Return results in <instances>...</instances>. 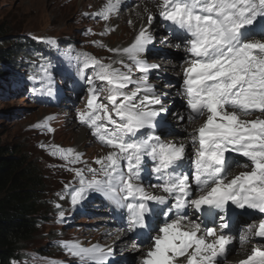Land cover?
Instances as JSON below:
<instances>
[{"label":"snow or ice","instance_id":"1","mask_svg":"<svg viewBox=\"0 0 264 264\" xmlns=\"http://www.w3.org/2000/svg\"><path fill=\"white\" fill-rule=\"evenodd\" d=\"M122 6L123 0H107L84 15L107 22ZM155 6V12L142 8L147 26L127 46L93 41L113 54L108 58L85 51L73 56L71 46L65 50L75 61L76 79L87 86L85 106L75 118L109 151L94 157L92 167L76 149L52 146L50 154L74 174L56 195L68 198L72 210L93 194L107 201L126 225L118 238L135 237L132 250L141 253L135 264H222L236 242L243 247L264 241V0H155ZM157 19L169 33L161 43L175 41L171 46L186 57L177 92L184 111L171 112L187 132L179 143L158 134L171 123L163 102L167 94L149 80L160 65L146 58L156 42L151 25ZM109 31L114 29L100 35ZM32 39L57 44L51 37ZM36 67L29 80L52 97L53 65L41 57ZM54 118L34 127L53 132ZM77 164L84 166L68 167ZM234 167L244 170L233 174ZM54 207L64 221L62 205ZM245 216L250 222L241 224ZM60 247L77 264H118L114 245L60 241ZM237 264H264V244H252Z\"/></svg>","mask_w":264,"mask_h":264},{"label":"rangeland","instance_id":"2","mask_svg":"<svg viewBox=\"0 0 264 264\" xmlns=\"http://www.w3.org/2000/svg\"><path fill=\"white\" fill-rule=\"evenodd\" d=\"M97 6V0H0V43L2 40L12 41L17 37L32 39L33 36L51 37L57 41L56 45L49 46L32 39L34 48L39 51L38 54H42V51L47 52L44 48L52 50L50 57L54 64L51 71L55 87V94L52 97L43 94L40 83L29 80V76L38 73L39 69L32 73L26 71L24 66L18 68L7 63L5 66L0 65V79L4 75H8L11 79L7 84L5 81H0V139L10 148L24 152L25 156L36 164L43 179L42 199L45 209L41 214L44 218H40L38 232L24 244L23 256L15 263L77 264V261L60 247V241H81L85 245L99 242L105 245V242L109 241V236H113L110 227L104 221L106 216L104 210H101L103 209L101 196L93 194L83 205L72 210L68 198L60 199L56 195L62 191L65 184L73 180L74 174L67 170L65 161L50 154L51 146L76 149L84 154L83 160L92 167H96L92 163L94 157L109 151L99 144L91 136L89 129L79 124L75 118L76 109H83L85 106L87 86L76 79L75 61L65 55V50L71 46L75 50L73 56L75 52L85 51L97 57L108 58L113 54L106 48L94 44L93 41H100L109 47L127 46L139 30V26L143 23L147 26L144 19L140 23L134 21L130 24L128 21H132V17H128L127 13L137 16L138 11L144 6L153 12L156 7L155 0H146L143 4L134 0L131 5H123L119 10V12L123 11V14L111 23L114 31L100 35L105 30V25H101L99 18L93 19L84 15L85 12L91 11V7L95 10ZM81 8L82 12H80ZM104 24L109 23L105 21ZM120 25L124 28L129 26L128 38L121 33ZM158 26H161L159 19L156 25H151V31L155 35ZM87 29L92 30L91 34H85ZM2 33L9 37L5 38ZM159 43L160 39L156 37L154 45L149 46L146 57L149 63H153V60L158 58L155 51ZM22 60L27 62L25 58ZM161 71L168 75L172 73L162 67L152 71L149 80L157 83V91L162 94L168 82L162 81L158 76ZM175 71L177 72L176 69ZM73 81H75L74 85ZM72 87H76L79 92L75 95L71 93L69 89ZM132 88L133 86L130 85L128 90ZM163 102L168 105L167 98H164ZM50 115L55 117L50 122L53 132L34 127ZM79 132L83 133V138L78 137ZM81 165L83 164H78ZM242 170L244 169L241 168L239 171ZM54 203L61 204L65 210L64 221L58 219ZM116 251L119 255L120 251L117 249ZM238 253V250L234 252L237 255ZM233 256L235 255L231 258ZM135 262L136 259L133 264ZM118 264L122 263L118 262Z\"/></svg>","mask_w":264,"mask_h":264},{"label":"trees","instance_id":"3","mask_svg":"<svg viewBox=\"0 0 264 264\" xmlns=\"http://www.w3.org/2000/svg\"><path fill=\"white\" fill-rule=\"evenodd\" d=\"M7 37L9 35H5ZM0 45V65L7 63L18 68L25 65L27 69L34 70L41 57L54 64L50 57L52 50L44 48L47 52L38 54L32 39H6ZM35 59L40 61L35 63ZM0 81L7 84L11 79L4 75ZM42 186V173L36 164L24 152L10 148L0 139V264H28L15 261L23 256L24 244L38 232L40 218H44L41 214L45 209Z\"/></svg>","mask_w":264,"mask_h":264},{"label":"bare ground","instance_id":"4","mask_svg":"<svg viewBox=\"0 0 264 264\" xmlns=\"http://www.w3.org/2000/svg\"><path fill=\"white\" fill-rule=\"evenodd\" d=\"M134 0H132L131 1V3L133 2ZM146 0H141V2H142V4L145 2ZM97 2H98V6L96 7V9L94 10L93 9V7H91V11H89V12H87V13H94V12H97V11H99L101 8H102V6L107 2V0H97ZM124 2H126L125 0H123V3ZM139 2V1H138ZM128 4V3H127ZM145 5V4H144ZM147 6V5H146ZM149 6V5H148ZM142 7V6H141ZM143 8V7H142ZM142 8L138 11V12H141V17L140 16H134V15H129L128 13H127V15H128V17H132V22H134V21H137L138 23H140L142 20H143V12H142ZM154 9H155V7H154ZM156 11V10H155ZM80 12H82V8H81V11ZM123 14V11H121V12H119V14L118 15H113L112 17H111V19L109 20V21H107L109 24H104V20L103 19H101V18H99V20H100V22H101V25H105V27H108V28H111L112 29V22L117 18V17H119V16H121ZM156 23L157 22H154L153 24H155L156 25ZM144 24V23H143ZM146 24V23H145ZM138 25V24H137ZM140 27V26H139ZM119 28H120V30H121V33H123V34H125V36L128 38L129 37V34H130V28H129V26H126V28H124L122 25H120L119 26ZM157 29H158V32H159V26L157 27ZM108 33H111V31H109ZM156 37H158L159 38V36L156 34ZM120 44H121V42H119ZM164 49V51H169V49H166V48H163ZM156 52H159V49L157 48V50L155 51V53ZM163 58H161V57H158L157 59H155V60H153V63H155V64H159L160 65V68H162V67H164V70H167L168 72H172V73H174V74H176L177 72L175 71V69H177L179 66L178 65H176V63H175V60H173V61H171V60H169V61H171V63H169V61H166L165 62V60L163 59ZM159 68V69H160ZM176 72V73H175ZM152 84H154V85H156V90H157V83L156 82H154V81H152L151 82ZM172 93V94H171ZM168 95H174V92L172 91V92H170L169 91V94ZM172 111H174V110H172ZM169 118H170V123H171V127L173 128V129H175V133L176 134H178V136H176V137H169V138H166L167 140H170V141H176L177 143H179V142H183L184 141V134H187V132H182V130L179 128V127H177V122L172 118V116H171V113H169ZM189 130H190V128H189ZM181 133H180V132ZM81 132H83L82 130H81ZM80 133V132H79ZM78 137H82L83 138V133H80V134H78ZM165 139V140H166ZM52 147V146H51ZM189 150H190V147H189V149H188V152H189ZM70 167H82L83 165H81V166H78V164L77 165H69ZM120 238H123V236H120L119 238H118V233H115L113 236H109V241H106L105 242V245H114V247L117 249V246H118V244H119V241H121V239ZM241 253H238V255H235V256H233L231 259H229V261H227L228 263H232V262H234V261H236V260H239V259H242V258H244L246 255H247V253L249 252L248 251V249H246V250H243L241 247H238L237 248ZM123 253H124V255L125 256H128V259H129V261L128 262H130V264H133V262H134V260L136 259V261H138L139 260V257H140V255H141V253H137V256H135V254H130L131 253V251L129 252V249L127 248V247H124L123 248ZM117 258H119L118 257V254H117V256H116ZM137 258H138V260H137Z\"/></svg>","mask_w":264,"mask_h":264}]
</instances>
